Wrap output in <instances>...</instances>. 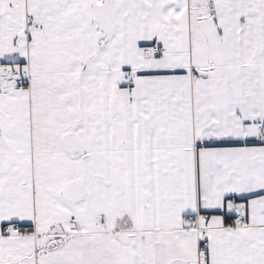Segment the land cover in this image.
I'll list each match as a JSON object with an SVG mask.
<instances>
[{
  "label": "snow or ice",
  "instance_id": "1",
  "mask_svg": "<svg viewBox=\"0 0 264 264\" xmlns=\"http://www.w3.org/2000/svg\"><path fill=\"white\" fill-rule=\"evenodd\" d=\"M0 264H264V0H0Z\"/></svg>",
  "mask_w": 264,
  "mask_h": 264
}]
</instances>
